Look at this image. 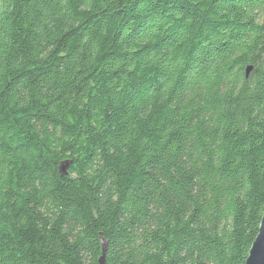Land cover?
I'll return each instance as SVG.
<instances>
[{
	"label": "trees",
	"instance_id": "16d2710c",
	"mask_svg": "<svg viewBox=\"0 0 264 264\" xmlns=\"http://www.w3.org/2000/svg\"><path fill=\"white\" fill-rule=\"evenodd\" d=\"M263 213L264 0H0V264H245Z\"/></svg>",
	"mask_w": 264,
	"mask_h": 264
},
{
	"label": "water",
	"instance_id": "95a60500",
	"mask_svg": "<svg viewBox=\"0 0 264 264\" xmlns=\"http://www.w3.org/2000/svg\"><path fill=\"white\" fill-rule=\"evenodd\" d=\"M250 72L251 67H247L245 70V78H248ZM68 167L69 165L66 162L62 163L59 167V174L61 176L66 175ZM101 248L102 256L99 259V264H104V253L106 246L102 243ZM245 264H264V213L261 218L256 238L249 249Z\"/></svg>",
	"mask_w": 264,
	"mask_h": 264
}]
</instances>
